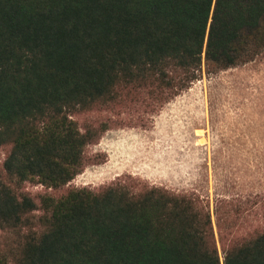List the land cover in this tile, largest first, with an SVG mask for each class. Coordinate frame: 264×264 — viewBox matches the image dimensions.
Listing matches in <instances>:
<instances>
[{"label": "trees", "instance_id": "obj_1", "mask_svg": "<svg viewBox=\"0 0 264 264\" xmlns=\"http://www.w3.org/2000/svg\"><path fill=\"white\" fill-rule=\"evenodd\" d=\"M263 50L264 0H0V264H264V221L249 219L259 194L219 198L213 216L201 194L132 174L44 193L40 207L23 188L63 187L90 163L108 128L73 115L144 94L163 104L203 65Z\"/></svg>", "mask_w": 264, "mask_h": 264}, {"label": "rangeland", "instance_id": "obj_2", "mask_svg": "<svg viewBox=\"0 0 264 264\" xmlns=\"http://www.w3.org/2000/svg\"><path fill=\"white\" fill-rule=\"evenodd\" d=\"M168 100L161 104L144 94L128 106L73 115L83 130L108 128L88 146L90 163L63 187L27 181L24 190L39 207L44 193L59 198L73 187L99 190L115 177L104 162L106 155L115 154L114 164L124 170L129 151L137 150L136 168L130 170L135 177L177 193L201 194L210 201L213 216L219 198L259 194L252 198L259 203L249 219L253 225L264 221V50L214 73L203 65L199 79ZM9 150L0 147V171ZM41 214L39 208L35 215ZM1 236L5 242L14 239L8 233Z\"/></svg>", "mask_w": 264, "mask_h": 264}, {"label": "crops", "instance_id": "obj_3", "mask_svg": "<svg viewBox=\"0 0 264 264\" xmlns=\"http://www.w3.org/2000/svg\"><path fill=\"white\" fill-rule=\"evenodd\" d=\"M136 137V135H131L130 136V138H133V137ZM137 150H135V152H134V150H130L129 151V153H128V156L130 157L128 160H126V166H128V168L127 169H124V170H126L127 171V173L126 174H134L132 171H130V170H134L136 167L134 166V164H135V160H136V156H137ZM123 159V158H122ZM116 160V155L115 154H111V153H108L107 155H106V157H105V159H104V162L105 163H108L107 165L109 166V170H110V172L112 173V174H114V180L117 178V177H119V176H121V175H123V174H125L124 172H126V171H124L123 169H121V165H117V164H114V161ZM125 160V159H124ZM159 167V169L160 168H162V167H160V166H158ZM159 172H160V170H159Z\"/></svg>", "mask_w": 264, "mask_h": 264}]
</instances>
